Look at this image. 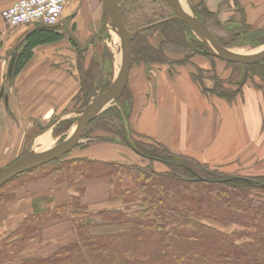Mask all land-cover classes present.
<instances>
[{
  "label": "trees",
  "instance_id": "trees-1",
  "mask_svg": "<svg viewBox=\"0 0 264 264\" xmlns=\"http://www.w3.org/2000/svg\"><path fill=\"white\" fill-rule=\"evenodd\" d=\"M206 1L200 0L193 11L211 30L214 26L224 31L220 36L212 30L224 47L258 29L249 23L240 0H221L218 12H211ZM119 3L131 33L175 16L167 0ZM222 13L232 14L229 23L234 27L226 30L220 21ZM64 39L56 29L40 28L27 35L13 53L15 65L8 80L15 82L31 62L35 49ZM258 44L264 45V37ZM88 53L80 52L76 66L78 90L71 107L79 111L98 91L111 86L115 73L114 57L108 49H104L101 60ZM132 55V68L167 67L171 77L178 69L189 67L193 82L208 97L233 102L249 83L264 90V61L241 65L214 58L178 20L165 21L138 34L132 41ZM196 57L207 59L212 68L196 64ZM217 62L231 67V74L220 75ZM67 109L62 110V115ZM136 115L135 96L128 84L121 98L89 125L84 135L86 144L0 188V204L16 201L18 189L48 178L66 185L70 193L62 206L49 197L34 201L32 212L0 238V264H264V174L230 173L222 166H210L193 156L173 152L137 133ZM71 125L72 121L60 122L54 135L65 134ZM106 144L131 150L137 159L104 161L81 154L94 145ZM28 152L25 149L21 157ZM156 163L165 170L157 171ZM197 178L204 180L195 181ZM104 179L111 183L108 202L91 207L83 201V183ZM66 214L76 241L49 255H28L27 247L41 242L44 229L59 223Z\"/></svg>",
  "mask_w": 264,
  "mask_h": 264
},
{
  "label": "crops",
  "instance_id": "crops-1",
  "mask_svg": "<svg viewBox=\"0 0 264 264\" xmlns=\"http://www.w3.org/2000/svg\"><path fill=\"white\" fill-rule=\"evenodd\" d=\"M19 1L0 0V94L3 92L0 99V168L8 164L10 158L21 153L27 134L34 124L39 120L41 126L48 125L51 110L70 108L71 99L78 90L76 77L55 66L54 59L59 57L51 55L49 49L58 43L35 49L31 62L15 79L14 86H10L9 68L15 58L14 51L27 35L40 29V25H6L2 13ZM240 1L246 8L249 23L258 29H264V0ZM211 2L208 1V7L216 8ZM75 4V0H71L65 13H68L69 8L75 11ZM79 12L87 15L85 18L90 20L93 27L103 19V0H80ZM194 62L209 69L203 57H196ZM191 73L189 67L178 69L173 77L167 67L131 70L129 84L135 96L137 112L134 119L135 131L164 144L173 152L193 156L210 166H222L227 172L263 175L264 90H258L250 84L245 85L236 100L229 102L204 95L193 82ZM55 121L34 139L31 149L39 151L38 147L46 148L51 144L53 139L50 131L61 119L53 125ZM46 136L50 138L49 144L43 142ZM81 154L104 161L137 159L134 152L116 144L94 145ZM155 167L157 171L165 170L159 163ZM52 181L53 178H48L29 186L24 190L25 193L22 190L23 194L10 204V208L13 207L14 210L11 217L6 216V229L15 228L30 214L34 201L39 197L50 195L57 206L68 202L70 193L66 185ZM41 185H50V189L43 193ZM83 186L86 189L83 198L85 203L91 207L107 204L111 188L109 180L85 181ZM66 221L68 216L65 218V224H68ZM63 223L64 217L59 223L46 227L42 241L30 244L27 254H39L49 243L45 235L60 231ZM74 239L76 241V235Z\"/></svg>",
  "mask_w": 264,
  "mask_h": 264
},
{
  "label": "rangeland",
  "instance_id": "rangeland-1",
  "mask_svg": "<svg viewBox=\"0 0 264 264\" xmlns=\"http://www.w3.org/2000/svg\"><path fill=\"white\" fill-rule=\"evenodd\" d=\"M181 1H182V3H185L184 5H185L186 9L188 8L189 12L192 13L193 15H195V13L193 11V6H196L200 2V0H194V1H192V0H181ZM208 1H206L207 5H208ZM210 1H212L211 2L212 5L217 6V7L216 8H209L208 7L209 10L211 12H218L219 6H220L222 1L221 0H210ZM75 3H76L75 4V6H76L75 11H72L69 8L68 13H64L63 17L60 20V24L58 25V28L56 29L60 33L64 34L65 39L62 42L55 45L54 47H52V49H49L51 55H54V57H56V58L59 57L58 59H54L56 62L55 66H58L59 68L61 67L60 69H64L65 71L71 73L72 75H74L76 77L77 76L76 66L78 63V58L81 55L80 54L81 51L82 52H86V51L89 52L88 53L89 57H91L92 54L94 53L96 55L97 59L101 60L104 49H108L114 57V72L116 73V71L118 70V67L120 65L119 64L120 61H118V54H119V50L121 48V42H120L119 37L116 34H114L111 30L106 31V30L102 29V24L104 21V19H102V18L100 21H97L96 24L92 27L90 25V24H92L90 22V20L87 21V19L85 18L87 15H84V12H79L80 0H75ZM67 15H68V17H67ZM231 16H232L231 13H229V14L228 13H222L220 16V21L224 25L226 30L231 29L232 27L235 26V25H232L229 23V19ZM160 22H162V21H160ZM160 22H157V23H160ZM157 23H154V24H157ZM151 25H153V24H151ZM148 26H150V25H148ZM142 28H144V27H142ZM212 30L220 36L221 35L224 36V34H225L224 31L222 32L221 30H219L218 28H215L214 26H212ZM263 30L264 29H257L256 31L246 35L242 39L236 41L233 45H231L228 48L232 49L235 52L243 53V54H251V53H255V52L262 50L264 48V45H259L258 41L264 37ZM158 38L160 40L161 36L158 35ZM200 41L203 42L202 40H200ZM204 44L206 45V43H204ZM203 59L206 60V63L208 64L207 67L210 70L212 68L210 62L207 59H205L204 57H203ZM63 65H64V67H62ZM215 65H216L215 67H216V70L218 71V73L224 77L229 76L232 72L231 67H228L226 64H223L221 62H217ZM139 68H141V67H134L132 69H135L136 71H138ZM115 73H114V75H115ZM233 83H235V81ZM206 84L209 86H213L212 83H210V82H208ZM249 84L251 86L253 85L251 83H249ZM10 86L11 87L14 86V82L10 83ZM100 95H101V91H98L96 96L93 99L97 98ZM62 110H64V109L57 108V109L51 110L52 114H51V117L48 118L49 119L48 125L45 124L44 126H41L39 123V120H38L37 123L34 124L35 126H33L32 130H30L28 132L26 140H25V145L23 146L21 153L18 156H14V157L10 158V161L6 165L8 166L11 163H13L14 161H16L17 159L21 158V155L25 149L28 148L30 151L34 139L38 136L35 134L40 130H44V128L49 126L52 123V121L61 119L60 122H64V121L68 120V121H72V125H71V128L65 134L60 135V136L54 135L56 127L58 126V124L60 122L57 125H55V127L50 131V134H52V139H53L51 144L46 148L45 147H38L39 151H42L41 149L45 150V149L52 148V147L56 146L58 143L64 141L69 135H71L72 132L74 131L75 127H76L77 118L79 116L80 111L77 108H74V106H72V107L67 109V113L62 115V113H61ZM47 111L46 110H39V112H43V113L44 112L46 113ZM58 117H60V118H58ZM41 118H43V116H41ZM86 143H87V140L83 139L81 144H86ZM6 165L3 167H6ZM3 167H1V168H3ZM45 180L37 182V183L29 184L25 187V189L31 185L44 182ZM52 182H54V181H52ZM11 187L13 188L14 185H12ZM25 189H23V192ZM49 189H50V185H41V190L43 191V193H46V191ZM35 190H37V189H35ZM23 192L21 189H18L16 191V200L18 199V197L21 194H23ZM85 194H86V189H85ZM43 197L52 198V196H50V195L49 196L45 195ZM84 197H85V195H84ZM39 198H42V197H39ZM14 202L15 201L10 202V203L4 202V203L0 204V238L2 236H5L8 232H10L11 230L14 229V228L10 229V230L6 229L7 228L6 216L11 217L13 215L14 209H13V207L10 208V204H13ZM67 216H68L67 214L64 216V223L62 225H60L61 226L60 231L58 230L57 232H55L52 235H51V233H47L45 235V239L47 240V242H49V243H47L46 247L44 249H42V251L39 252V254H34L31 256L36 257V256H41V255L44 256V255L52 254L56 250H58L59 248L66 246V245H69L75 241V239H74L75 233L73 231L72 223L70 221L69 216H68V221H66V223H68V224H65V218ZM229 230L232 231L233 229L230 228Z\"/></svg>",
  "mask_w": 264,
  "mask_h": 264
},
{
  "label": "water",
  "instance_id": "water-1",
  "mask_svg": "<svg viewBox=\"0 0 264 264\" xmlns=\"http://www.w3.org/2000/svg\"><path fill=\"white\" fill-rule=\"evenodd\" d=\"M167 1L174 11L175 16L165 21L178 20L184 22L197 38L206 43L207 52L210 56L225 62L241 65H254L264 61V48L255 53L243 54L235 52L228 47H224L202 19L185 10L181 0ZM103 19L102 29L106 31L111 30L119 37L121 42V48L119 50L121 62L114 75L111 86L106 91L101 92L100 96L89 102L87 106L79 112L74 131L64 141L58 143L52 148L42 151L31 149L26 155L17 159L10 165L1 168L0 188L26 172L62 159L82 143L89 125L121 98L129 84L133 63V39L143 31L165 22L162 21L157 24L146 26L131 33L128 31L122 18L119 0H103ZM38 28L57 29L58 26L40 25ZM14 65L15 58L10 64V76L13 73ZM2 96L3 92L0 94V99ZM59 120L60 119L56 120L53 125L57 124ZM199 180L202 181L204 178H197L195 181Z\"/></svg>",
  "mask_w": 264,
  "mask_h": 264
},
{
  "label": "built area",
  "instance_id": "built-area-1",
  "mask_svg": "<svg viewBox=\"0 0 264 264\" xmlns=\"http://www.w3.org/2000/svg\"><path fill=\"white\" fill-rule=\"evenodd\" d=\"M71 0H20L2 13L8 27L58 26Z\"/></svg>",
  "mask_w": 264,
  "mask_h": 264
},
{
  "label": "bare ground",
  "instance_id": "bare-ground-1",
  "mask_svg": "<svg viewBox=\"0 0 264 264\" xmlns=\"http://www.w3.org/2000/svg\"><path fill=\"white\" fill-rule=\"evenodd\" d=\"M182 4H183V7L185 8V10L189 12V9L187 8V9H188V10H187L186 7H185V5H184L185 3H182ZM189 13H190V12H189ZM118 61L121 62V55H120V52H119V54H118ZM119 64H120V63H119ZM49 140H50L49 136H46V137H44L43 142H44V143H47V142H48V144H49V143L51 142V141H49Z\"/></svg>",
  "mask_w": 264,
  "mask_h": 264
}]
</instances>
